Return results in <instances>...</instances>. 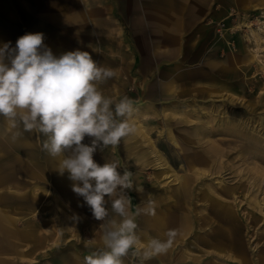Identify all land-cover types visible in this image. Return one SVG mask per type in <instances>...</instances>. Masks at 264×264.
Listing matches in <instances>:
<instances>
[{
	"label": "rangeland",
	"instance_id": "rangeland-1",
	"mask_svg": "<svg viewBox=\"0 0 264 264\" xmlns=\"http://www.w3.org/2000/svg\"><path fill=\"white\" fill-rule=\"evenodd\" d=\"M7 1L16 2V0ZM42 1L17 0V14L24 26L35 20V6ZM237 1L245 4L246 7H238L236 0L206 1L207 13L201 19H197L195 26L197 58L192 57L193 63L197 62V68H201L198 70L201 75L197 78L201 82L195 81L191 84L184 82L183 85L186 88L182 91L184 94L178 93V97L170 96L167 98L171 100L158 103L157 106L161 108V111L159 112L157 108L158 112H154L153 117H143L144 115L137 109L132 123L138 126L136 128L134 125L138 130L134 135L124 139L127 150H122L119 144L115 146L113 152L117 151L119 156L122 155L124 158L122 156L120 158L122 173L124 160H128L129 157L136 160L137 156L143 152L141 146L134 148L136 140L141 138L140 140L146 143L147 138L167 160L175 173L181 176L174 180H170L171 177L168 178L166 175L156 178V173L160 170L155 165V161H151L147 167L154 171V177L151 180L152 183L156 182L155 194L149 199L154 203L155 210L162 216H166L164 217L166 221L178 211V208L173 206L176 192L180 190L183 194V210L189 214L191 222L184 240L178 241L180 244L175 246V249H179V254L197 257L202 253L199 248L205 246L203 239H216L219 236V239L224 241L226 239L221 235L222 230L226 229L225 226L230 229L232 226V231L237 227L244 229L245 251L249 264H264V213H262L264 203L257 204L254 200L257 196L264 202L262 197L264 196V0ZM85 4H89L88 8L92 5L102 11L106 2L105 0H87ZM231 7L238 13L233 12L229 15ZM103 14H106L104 10L101 15ZM112 15L120 19L124 30L127 31V25L123 22L119 7L114 2ZM107 21L111 22V19L106 18L100 23V26L96 27L97 31L108 30L113 23ZM228 52L236 57V64H231L236 67L234 72L223 73L217 67H211L210 61L227 58ZM106 55L111 56L109 53ZM105 67L112 68L117 73L110 79L112 83L122 79L115 66L106 64ZM129 78L132 79L131 76H125L122 79L126 82L124 92L127 97L133 92V85ZM101 90L105 95L108 92L106 97L117 100L114 97L116 93L111 92L110 86H104ZM149 158L154 159V156L150 155ZM202 166L206 167V171L202 170ZM26 177V175H19L21 180H26ZM183 180L187 187L182 189ZM218 180L227 187H232L234 192L230 193L224 186H220ZM150 186L151 184L148 188ZM207 187L227 198L231 196L229 199L235 204L238 223L236 220L230 221L224 218L220 210L215 209L211 199L204 193L203 189ZM149 192L152 193L150 188ZM46 196L49 198L50 195L46 194ZM107 207L109 217L119 223V217L112 211L109 203ZM87 211L88 213L78 215L77 210L72 208V239L66 243L61 240V231H52L50 233H53L55 237L51 235L46 237L42 236V231L45 230L38 231L36 236L35 230L31 231L32 235L27 231L25 239L29 238L30 241L29 239H27L29 242L23 241L18 221L13 222L12 227L8 223L10 220L5 216L6 219L3 220L5 227L12 229L11 235H2L0 230V237L2 235L3 240L0 242V263L83 264L84 256L104 247L103 228L100 226L102 221L93 217L88 206ZM32 213L30 217L34 218L35 213ZM40 214L43 215L38 217L47 219L45 227H50L55 213L49 209H43ZM14 228L16 229L13 230ZM152 230L151 227L138 226L136 231L142 242L123 257V264H141V256L138 252L144 248L145 234L147 237H157ZM35 240L38 245H33ZM52 242H54L53 246ZM14 244H16V251H12ZM216 254L214 253L211 258L203 259L202 262L192 264L212 262L239 264L237 261ZM77 256L79 260L75 258ZM186 260L188 261L189 258L186 257ZM144 264L177 263L154 256L145 260Z\"/></svg>",
	"mask_w": 264,
	"mask_h": 264
},
{
	"label": "crops",
	"instance_id": "crops-1",
	"mask_svg": "<svg viewBox=\"0 0 264 264\" xmlns=\"http://www.w3.org/2000/svg\"><path fill=\"white\" fill-rule=\"evenodd\" d=\"M86 1L43 0L35 6V20L31 22L33 24L24 26L17 14V0L12 3L0 0V45L11 42V46L15 47L17 39L22 35L39 32L44 34V44L56 56L67 51H87L101 66H115L122 79L125 76L132 77L129 81L131 80L133 85V92L128 97L134 101L136 110L139 109L146 118L153 117L154 112H158L157 108L160 112L161 108L157 104L171 100L167 97H178V93L186 89L184 82H201L197 80L201 75L198 71L201 68H197V62L193 63L192 57L197 58L195 26L197 19L207 13V0H112L119 7L127 31L124 30L120 19L112 15L111 0L110 4L105 0L103 10L106 14L103 15V10L95 6L88 8ZM106 18H110L113 24L108 30L97 31L96 27ZM107 53L111 56L107 57ZM236 62V57L228 52L227 58L210 61V64L212 68L217 67L219 71L229 73L235 71L236 67L230 64ZM122 79L114 83L108 80L100 87L110 86L118 101L126 94V82ZM187 87L190 88L191 85ZM107 94L108 92L106 95L104 93L105 96ZM8 129L9 125L0 117L2 235H11L12 228L8 229L3 222L7 216L12 227L13 222L18 221L23 241H30L29 238V241L25 239V232L31 233L35 230L36 236L38 231L45 230L47 232L42 231V236L46 237H55L50 232L61 231V240L66 243L72 238V208L81 215L88 213L87 205L82 197L72 191V181L68 179V173L61 175L58 172L60 158H52L41 150L42 137L24 132L22 137L13 143ZM90 139L85 137L83 142L90 144ZM119 144L122 150H127L124 139ZM139 146L135 148H140ZM114 150L115 147L112 146L102 152L97 150L93 158L101 165L114 160L120 162L122 155L119 156ZM116 150L119 152V149ZM150 162L145 163L141 159L134 160L130 157L124 160L123 169L127 168L132 172L135 187L143 189L142 192L137 191L135 187L125 190L131 198L129 211L132 213H135L137 206L145 207L144 201L149 195H154L148 188L150 184L152 186L151 178L154 177V171L147 168ZM19 175H26L27 179L21 180ZM46 194L50 195L49 198ZM109 204L111 206V201ZM41 209H49L55 213L50 227H45L47 219L38 217L43 215L40 214ZM32 212L35 213L34 218L30 217ZM115 215L118 216L116 213ZM141 215L136 217L137 225ZM121 219L119 217L120 221ZM27 221L33 223H26ZM2 235L0 242L3 241ZM35 244L38 245L36 240L33 245ZM51 245L53 246L54 242ZM14 246L12 251H16V244Z\"/></svg>",
	"mask_w": 264,
	"mask_h": 264
},
{
	"label": "clouds",
	"instance_id": "clouds-1",
	"mask_svg": "<svg viewBox=\"0 0 264 264\" xmlns=\"http://www.w3.org/2000/svg\"><path fill=\"white\" fill-rule=\"evenodd\" d=\"M116 74L87 51L54 55L39 32L22 35L15 47L11 42L0 45V117L9 125L11 141L15 143L24 132L42 137L41 150L60 158L58 172L68 173L72 191L102 221L104 247L84 256L83 264H123V257L142 242L136 217L155 216L151 195L145 207L129 211L131 198L125 190L135 187L132 172L125 168L121 173L118 160L101 165L93 158L97 150L115 147L136 131L134 101L127 96L117 101L101 90ZM85 137L91 138L90 144L83 142ZM109 201L122 218L119 223L109 217ZM174 236L169 231L165 240L144 241L138 252L141 264L165 254Z\"/></svg>",
	"mask_w": 264,
	"mask_h": 264
},
{
	"label": "bare ground",
	"instance_id": "bare-ground-1",
	"mask_svg": "<svg viewBox=\"0 0 264 264\" xmlns=\"http://www.w3.org/2000/svg\"><path fill=\"white\" fill-rule=\"evenodd\" d=\"M240 2V1H239ZM236 0V5L238 7L244 8L246 7L245 4L243 3H239ZM232 8V7H231ZM240 10V9H239ZM233 12L238 13L234 8L231 9L229 15H232ZM227 13V12H226ZM257 40V39H256ZM242 43V42H241ZM231 65V64H230ZM260 92V91H259ZM233 102V101H232ZM135 122V121H134ZM135 125V124H134ZM136 126V125H135ZM138 126H136L137 128ZM140 128V127H139ZM138 130V129H136ZM140 130V129H139ZM142 132V131H141ZM140 133V132H137ZM169 137V136H168ZM145 138V136L143 137ZM141 139V138H140ZM137 139L135 144V147L137 145H140L142 148V151L138 156L137 159L140 160L142 162L148 163L149 161H155V165L158 167V169L160 170L159 172L156 173V178H159L161 175H166L168 178L171 177L170 180H174V179H179L181 176H179L178 174L175 173V170L168 164L167 160L163 157V155L161 153H159V151L153 146V143L148 140L146 138V140L148 142L143 143L142 140ZM150 141V143H149ZM175 142V140H173ZM134 147V148H135ZM207 150V148H206ZM205 150V151H206ZM208 151V150H207ZM209 153V151H208ZM152 155L154 156V159H150L149 156ZM139 164V163H138ZM143 166V165H142ZM149 167V166H148ZM142 168V167H141ZM154 168V167H153ZM202 170L206 171V167L202 166L201 167ZM198 170V169H197ZM187 171V170H186ZM196 171V170H195ZM193 172V171H192ZM202 174V173H201ZM216 174V173H215ZM194 175V174H193ZM205 175V174H203ZM207 175V174H206ZM205 175V176H206ZM141 177V176H140ZM202 177V176H201ZM200 178V177H199ZM200 180V179H199ZM212 180V179H211ZM178 181V180H177ZM182 181V180H181ZM180 181V183H181ZM195 181V180H194ZM202 181V180H201ZM220 181V180H218ZM207 183V182H206ZM220 186H224L228 191H230V193H233L234 190L232 187H227L226 185L223 184V182H219ZM156 185V182H153L152 186H150V190L152 191V193L155 194L154 191V187ZM183 185H184V180H183ZM203 185V184H201ZM218 185V183H217ZM182 186V185H181ZM200 186V185H199ZM187 185L182 186L181 188H186ZM191 187V186H190ZM164 188V187H162ZM198 189V188H197ZM246 189V188H245ZM205 194L211 199L212 203L215 206V209H219L222 216L224 218L230 219V221L232 220H236L237 221V212L235 211V204L232 203L230 201V197L227 198V196H223V194H217L216 192H214L213 189H211L210 187H207L205 189ZM168 191H166L167 193ZM252 192V191H251ZM244 193H246L244 191ZM243 193V194H244ZM259 193V192H258ZM176 197L174 199L175 204H173V206H175V208H178L177 213H174L173 215H171L168 219V221L165 220L164 217L166 216H162L160 213H158L155 210V216H149V215H144L142 214L139 220L138 225L144 227H148V228H152L154 231V234L157 236V238H160L162 240L167 239L166 237V233L169 231H174L175 232V236L172 239V242L167 250V252L165 254H161V255H156L155 257L160 258V259H164V260H170V262L172 263L173 261H175L177 264H186L189 262V264L192 263H199L202 262L203 259L205 258H211L212 256H214V253L216 255H221L222 257H226L228 259H232L233 261H237L239 264H249L248 262V256L246 254L245 251V243H244V235H243V230L242 228H236L233 229L232 231V226L231 229L227 228L225 226V230H222V234L223 236H225L224 241H222L221 239H219V236L216 237V239L210 238V239H203L202 241H204V248H199V250L202 252L200 255H198L197 257L194 256H190L188 254H179V249H175V246L177 244H180L179 242L184 240V237L186 236V230H188L189 228V224L191 222V218L189 216V214H187L186 211L183 210V206L182 203L184 204V197L183 194L180 190H178L176 192ZM195 194V193H194ZM233 195V194H232ZM237 195V193H236ZM54 196V195H53ZM192 196V195H190ZM255 196V195H253ZM251 197V196H250ZM264 197V196H262ZM252 198V197H251ZM254 198V197H253ZM246 199V198H245ZM249 199V197H248ZM246 199V200H248ZM254 200L256 201L257 204H262L264 202H262L260 199H258V197L256 196L254 198ZM240 202V201H239ZM203 203V202H202ZM206 203V202H205ZM250 203V201H249ZM251 204V203H250ZM253 205V204H252ZM186 206V205H184ZM256 206V205H255ZM203 207V206H201ZM248 207V206H247ZM262 207H264V205H262ZM196 208V207H195ZM162 209V208H161ZM187 209V208H186ZM248 209V208H247ZM264 209V208H262ZM169 211V210H168ZM192 211V210H191ZM199 211V210H197ZM190 212V211H189ZM215 212V210H214ZM218 212V211H216ZM256 213V212H254ZM261 213V212H260ZM264 213V212H262ZM33 214V213H32ZM217 214V213H216ZM248 214V213H247ZM210 216V215H209ZM214 218V217H213ZM255 218V215H254ZM239 219V218H238ZM259 220V219H257ZM218 222V221H217ZM169 224V226H168ZM198 224V223H197ZM211 224V223H210ZM231 224V223H230ZM223 226V225H222ZM209 227V226H208ZM204 228V227H203ZM193 229V228H192ZM208 231V230H207ZM234 232V233H233ZM29 235V233H28ZM220 235V234H219ZM149 237H147V234H145V237L143 238V241H146ZM72 239V238H71ZM70 239V240H71ZM179 241V242H178ZM199 242V241H198ZM201 242V241H200ZM202 243V242H201ZM139 244L136 245V247H138ZM180 252H182L180 250ZM203 256V257H202ZM178 257V258H177ZM186 257L189 258V260H186ZM202 257V258H201ZM209 263V261H208ZM209 264H218L216 262H212Z\"/></svg>",
	"mask_w": 264,
	"mask_h": 264
}]
</instances>
